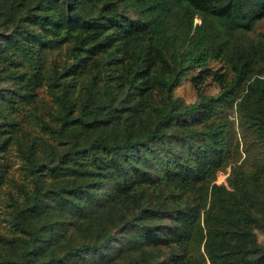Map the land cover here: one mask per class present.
<instances>
[{
  "label": "trees",
  "instance_id": "trees-1",
  "mask_svg": "<svg viewBox=\"0 0 264 264\" xmlns=\"http://www.w3.org/2000/svg\"><path fill=\"white\" fill-rule=\"evenodd\" d=\"M263 17L264 0H0V264H264ZM210 76L218 93L175 95Z\"/></svg>",
  "mask_w": 264,
  "mask_h": 264
},
{
  "label": "rangeland",
  "instance_id": "rangeland-1",
  "mask_svg": "<svg viewBox=\"0 0 264 264\" xmlns=\"http://www.w3.org/2000/svg\"><path fill=\"white\" fill-rule=\"evenodd\" d=\"M200 22H201V19L199 17H195L194 27L199 25ZM247 34H248V37L250 38L262 37L264 34V17L256 24L255 28ZM207 66L211 68L213 71L222 73L226 80H232L233 77L235 76L232 66L230 65L228 60L225 58H211L208 61ZM199 88H201L203 92L206 94H216L220 91L219 83L211 76L207 80H205L199 87H197L194 84V82H192L191 77H188L183 82V84L175 90V95L183 98L186 102H193L197 100ZM228 111H230V117L234 120L232 134L234 138L240 141V144H241L240 146L242 149V158H245L246 156H248L247 155L248 152L250 154L253 152L254 154L257 155L258 143L256 142V139L254 138L252 134L242 129V127L240 126L239 115L237 114L235 109H232V110L230 109ZM246 148L248 150H246ZM18 166L19 164H15L13 168L16 169ZM230 171H231V168L229 166L226 168V170L219 171L216 182L219 184L221 183L227 184V176L229 175ZM14 174L16 177H18L20 176L21 172L17 170L15 171ZM255 232H256L258 241L264 244V230L259 227H256ZM113 264H118V262H115Z\"/></svg>",
  "mask_w": 264,
  "mask_h": 264
}]
</instances>
